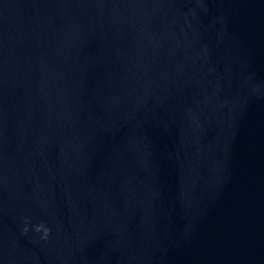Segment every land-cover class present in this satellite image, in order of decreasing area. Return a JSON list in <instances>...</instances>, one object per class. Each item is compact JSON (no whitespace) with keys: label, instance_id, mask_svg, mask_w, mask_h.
I'll return each instance as SVG.
<instances>
[{"label":"water","instance_id":"1","mask_svg":"<svg viewBox=\"0 0 264 264\" xmlns=\"http://www.w3.org/2000/svg\"><path fill=\"white\" fill-rule=\"evenodd\" d=\"M0 216L264 264V0H0Z\"/></svg>","mask_w":264,"mask_h":264},{"label":"clouds","instance_id":"2","mask_svg":"<svg viewBox=\"0 0 264 264\" xmlns=\"http://www.w3.org/2000/svg\"><path fill=\"white\" fill-rule=\"evenodd\" d=\"M47 232V229H45V233Z\"/></svg>","mask_w":264,"mask_h":264}]
</instances>
